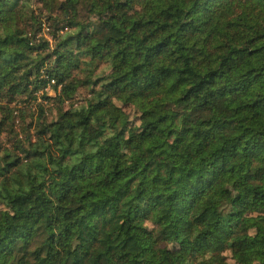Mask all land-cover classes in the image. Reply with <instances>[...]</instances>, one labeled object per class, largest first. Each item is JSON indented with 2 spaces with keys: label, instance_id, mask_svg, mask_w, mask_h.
<instances>
[{
  "label": "clouds",
  "instance_id": "obj_1",
  "mask_svg": "<svg viewBox=\"0 0 264 264\" xmlns=\"http://www.w3.org/2000/svg\"><path fill=\"white\" fill-rule=\"evenodd\" d=\"M0 264H264V0H0Z\"/></svg>",
  "mask_w": 264,
  "mask_h": 264
}]
</instances>
